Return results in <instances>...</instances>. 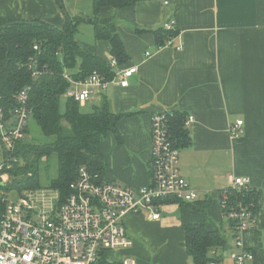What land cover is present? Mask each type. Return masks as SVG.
Masks as SVG:
<instances>
[{"label":"crops","instance_id":"obj_1","mask_svg":"<svg viewBox=\"0 0 264 264\" xmlns=\"http://www.w3.org/2000/svg\"><path fill=\"white\" fill-rule=\"evenodd\" d=\"M81 1L70 0L76 6L68 10L63 0L65 12L57 0H0V17L40 19L61 28L67 14H86L77 6ZM113 15L129 55L124 66L139 69L127 87L109 85L81 105L90 111L106 96L113 112L124 115L117 122L119 137L108 132L100 143L105 178L134 187L151 183L153 114H191V141L179 147L180 170L200 192L196 201L209 199L210 208L165 202L159 220H151L148 213L127 214L133 244L110 251L120 254L108 261L134 257L136 264H195L183 224L205 220L214 229L223 223L221 190L234 176H249L256 191L257 220L240 234L245 248L254 253L248 264H264V0H141L99 12L102 18ZM170 20L177 34L158 47L151 31ZM93 30L91 25L89 42L108 61L111 44L96 41ZM237 120L244 121L239 137L229 130ZM230 248L226 254L217 252L222 257L216 263L235 264L230 257L234 239Z\"/></svg>","mask_w":264,"mask_h":264},{"label":"built area","instance_id":"obj_2","mask_svg":"<svg viewBox=\"0 0 264 264\" xmlns=\"http://www.w3.org/2000/svg\"><path fill=\"white\" fill-rule=\"evenodd\" d=\"M174 25L170 20L164 27L173 29ZM34 50L39 51V46L35 45ZM107 62L115 70L111 80L97 70L84 79L65 72L64 78L70 83L65 95L82 105L109 85L127 87L128 79L139 69L138 65L122 66L114 55ZM37 63L36 57L28 63L34 76L40 74ZM17 98L19 102L13 106L11 118H7L0 107V264H102L108 260L107 252L132 246L133 239L125 223L127 214L148 213L151 220H159L165 199L186 203L199 199L200 192L181 174L180 150L169 134L171 112L168 111H158L151 119L152 181L145 186L101 180L99 175L81 166L65 195L49 186L7 189L9 169L13 166L8 156L13 157L17 143L26 138L31 115L27 89ZM185 121L189 126L194 122L193 115L187 114ZM243 122L237 120L230 125L233 136L242 134ZM251 183L249 176H234L230 187L243 192L253 189ZM12 192L19 193L17 200L9 199ZM228 199V193L223 190L220 202L222 208L227 209L223 217L237 220L230 257L235 264H248L254 259V253L245 248L240 233L256 223L253 204L238 200L229 205ZM120 261L136 264L134 257Z\"/></svg>","mask_w":264,"mask_h":264},{"label":"trees","instance_id":"obj_3","mask_svg":"<svg viewBox=\"0 0 264 264\" xmlns=\"http://www.w3.org/2000/svg\"><path fill=\"white\" fill-rule=\"evenodd\" d=\"M64 9L63 0H57ZM141 0H91L92 16L67 13L64 26L57 27L43 20L4 19L0 17V107L7 118L13 116V106L19 102V93L27 89V107L45 138L43 140L24 139L17 143L12 156L16 157L15 165L9 169L7 189H31L43 187L41 167L49 177V187L60 191L61 195L69 192L70 184L77 177L81 166L92 173L105 178L103 154L100 143L108 132L118 134V120L122 114L113 112L110 102L103 96L99 105L90 111L72 97L68 98L65 113L60 111V96L65 94L70 83L64 73L76 79H84L93 71H100L107 80H111L115 70L96 52L95 44L81 43L75 34L82 23L94 28L95 40L106 39L111 44V52L119 64L124 66L129 59L121 37L117 33L116 16L102 18L99 12L103 7L122 9ZM66 12V10H65ZM138 31H145L139 28ZM157 40L158 47H163L176 36L177 31L166 29L164 25L151 31ZM39 46V51L34 46ZM38 61L39 75H33L28 63L31 58ZM129 114V113H128ZM186 113L172 111L169 115V134L177 147L186 146L191 141L186 123ZM29 133V126L26 134ZM56 156L58 172L55 177L49 173V162ZM229 205L241 200L253 204L257 213L256 191L248 189L240 192L228 186ZM164 202H177L182 206L195 207L205 211L210 208V200L203 202H182L176 199H165ZM227 209L222 208L225 213ZM211 229L207 221L183 224L187 235L188 255L195 264L219 262V248L231 247L230 240L236 236V219H226ZM102 264H121L103 261Z\"/></svg>","mask_w":264,"mask_h":264},{"label":"rangeland","instance_id":"obj_4","mask_svg":"<svg viewBox=\"0 0 264 264\" xmlns=\"http://www.w3.org/2000/svg\"><path fill=\"white\" fill-rule=\"evenodd\" d=\"M72 1V0H71ZM66 5L68 6V10L69 8H71L72 6L75 7L76 4H74L73 2H70V0H65ZM89 2V3H88ZM79 7V10H81V12L83 11L85 14V16H92V10H91V0H82L81 3H79L77 5ZM84 25L85 27H83L82 31L79 34V37L75 36L76 39H78L81 43H90L89 41L91 39H93V35L92 33H90V24L87 23H82L81 26ZM60 111H62L63 113H65V109H66V104H67V96L65 94L60 96ZM84 110V109H82ZM86 110V108H85ZM84 110V111H85ZM87 111V110H86ZM28 126H29V133L27 134L25 139H37V140H43L45 138L44 134L41 131L40 126L37 125V123L35 122V120L33 119V117L31 116L29 118V122H28ZM1 145V143H0ZM8 160H9V164H14L15 165V161L17 160L16 157H10L8 156ZM13 165V166H14ZM46 165V162H44V164L42 165L41 169V183L43 184V188L48 187V182H49V177L47 176V171L44 168ZM5 170L8 168H4ZM49 173L51 177H55L57 175L58 172V168H57V158L56 156L51 158V161L49 162ZM19 196L18 192H12L11 194H9V199L11 200H17V197ZM230 243L232 245L233 240H230ZM219 251L222 253H228V250H225L223 248H219ZM119 252H115L114 253H109L107 252V258L108 259H114V258H119Z\"/></svg>","mask_w":264,"mask_h":264},{"label":"water","instance_id":"obj_5","mask_svg":"<svg viewBox=\"0 0 264 264\" xmlns=\"http://www.w3.org/2000/svg\"><path fill=\"white\" fill-rule=\"evenodd\" d=\"M226 249H231V248L229 246H227Z\"/></svg>","mask_w":264,"mask_h":264}]
</instances>
